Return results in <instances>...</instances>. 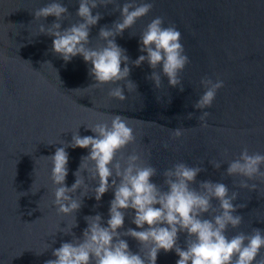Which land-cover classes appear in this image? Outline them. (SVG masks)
<instances>
[{
	"label": "water",
	"instance_id": "95a60500",
	"mask_svg": "<svg viewBox=\"0 0 264 264\" xmlns=\"http://www.w3.org/2000/svg\"><path fill=\"white\" fill-rule=\"evenodd\" d=\"M49 2L0 0V264H44L54 259L52 249L74 239L61 232L54 235L56 227L67 226L73 218L78 224L72 230L77 237L87 227V215L102 214L106 226L114 198L111 189L99 202L89 191L79 211L70 216L57 215L51 203L56 186L51 180L53 165L48 156L63 147L61 142H70L76 131L81 136L95 135L89 126L102 119L110 124L111 116L117 114L128 118L136 136L134 143L117 153V159L134 149L142 152L145 163L157 169L152 182L164 191L165 169L178 162L201 166L206 171L198 174L192 187L199 189L201 180L222 182L229 194L238 192L234 204L247 205L237 209L236 214L243 217L240 226H229L225 235L231 239L239 232L264 230V184L249 181L259 185L250 191L239 187L244 178L226 175L228 163L245 147L250 154H264V0H151L152 10L117 36L116 43L126 49L130 60H135L145 54L139 50L140 35L152 19L160 16L164 18L163 26L175 25L190 60L180 73L184 91L169 86L163 75L157 89L146 79L153 71L147 62L139 67L130 63L129 79L137 89L129 92L124 87V101L108 96L115 84L90 86L95 83L89 75L91 64L82 56L65 62L52 51L54 37L40 34L39 25H50L55 17L34 19V11ZM59 2L71 13V19L62 22V28L68 27L79 19L78 2ZM124 2L115 0L107 7L93 9V14L99 11L103 17L91 28L90 47L104 46L99 29L111 27L120 19L117 5ZM141 2L144 0H137V4ZM204 77L221 79L224 86L217 91L212 106L201 110L193 105L205 91L200 84ZM118 83L124 86L125 82ZM202 111L210 113L206 128L198 119ZM189 113L193 114L191 118ZM178 127L185 129L184 134L173 138L171 132ZM66 151L69 162L65 183L70 187L76 179L73 173L89 149L68 147ZM213 160L221 162L219 169L214 168ZM83 175L90 189L94 188L97 181L89 180L87 171ZM22 192L28 194L22 196ZM212 203L218 207V201ZM132 214L133 210L126 213L119 231L136 228ZM205 218L211 219L207 214ZM121 238L127 240L134 253L143 255L146 251L135 239ZM185 239L186 234L181 233V247H186ZM45 244L52 247L45 250ZM178 259L174 251L161 250L157 264H176Z\"/></svg>",
	"mask_w": 264,
	"mask_h": 264
},
{
	"label": "clouds",
	"instance_id": "9594fccd",
	"mask_svg": "<svg viewBox=\"0 0 264 264\" xmlns=\"http://www.w3.org/2000/svg\"><path fill=\"white\" fill-rule=\"evenodd\" d=\"M78 8L76 22L62 28L64 20L71 19L67 5L59 0H51L48 4L34 11V19L55 17L50 25L41 23L39 33L54 37L52 51L65 62L80 55L86 63H90L89 75L95 83L90 85L99 88L104 84H115L108 96L120 101L126 99L124 87L129 92L137 89V84L129 79L131 63L139 67L147 62L153 70L146 79L154 82L159 89L162 85V75L167 77L171 87L179 86L181 92L184 86L180 73L190 63L181 41V32L175 25H164V18L157 16L151 20L140 35V52L137 59L130 60L126 49L116 43V37L122 36L126 29L147 15L153 8L151 0L137 4V0H125L117 5L120 19L99 29L98 36L105 41L104 46L90 47L91 28L98 24L103 14L93 9L99 6L107 7L115 0H77ZM29 62V61H28ZM30 63V62H29ZM51 64V62H45ZM123 64V67H122ZM161 70L156 71L157 68ZM124 81V86L118 82ZM200 84L205 91L194 103L196 109L210 108L216 98L217 91L224 86V81L210 77L201 79ZM75 90V89H74ZM171 101H169L170 103ZM103 115V114H101ZM188 114V118L192 117ZM208 111H202L198 117L201 127H208ZM127 117L113 115L110 124L100 120L89 126L95 135L81 136L78 131L73 133L70 142L63 141V147H57L54 155L48 156L52 162L51 180L54 188V199L57 215L70 216L79 211L83 198L91 191L95 200L100 201L110 189L114 198L108 209L109 218L105 223L100 213L84 217L87 227L82 236L77 237L72 231L77 227L75 218L61 228L57 225L56 232L72 235L71 241L61 242L60 247L52 249L54 259L44 261V264H157L158 254L174 251L179 259L176 264H264V230L254 228L251 233L239 232L229 239L225 233L229 226L237 228L242 223V215L236 214L237 209L247 205L234 204L238 192L232 191L225 183L212 180H201L199 189L191 185L196 183L200 172L206 171L201 166H189L184 162L175 163L163 172L167 191L162 190L152 177L157 175V169L142 159V152L135 149L126 157L117 153L136 140L133 127L129 126ZM154 123V122H153ZM185 129L175 128L173 138H180ZM85 148L89 153L81 158L77 170L73 173L75 182L66 185L68 175L69 153L66 148ZM164 147H168L167 144ZM227 149H225V152ZM214 168L221 167L220 161H211ZM264 154H250L245 147L239 156L228 163L227 176H239L240 188L255 191L259 181L264 184ZM87 171L88 179L97 181L94 188L89 187L83 173ZM111 178V182H109ZM83 189L79 196L77 191ZM22 192V196L27 195ZM35 194V193H33ZM219 202L218 207L212 201ZM159 205V207H157ZM133 210L132 223L136 228L124 227L126 213ZM205 214L211 219L205 218ZM31 215V212H29ZM28 223V222H26ZM147 225V227H145ZM140 229V230H137ZM186 234V247L179 244V235ZM131 237L143 246L144 254L134 253L127 240L121 237ZM55 243V240L52 241ZM51 245L45 244V250ZM41 252L39 255H42ZM260 257L259 259H257Z\"/></svg>",
	"mask_w": 264,
	"mask_h": 264
}]
</instances>
